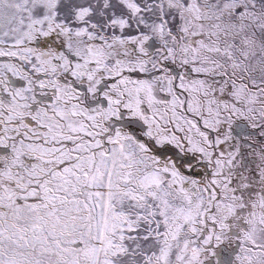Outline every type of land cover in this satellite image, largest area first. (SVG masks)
I'll use <instances>...</instances> for the list:
<instances>
[{"label":"snow or ice","instance_id":"1","mask_svg":"<svg viewBox=\"0 0 264 264\" xmlns=\"http://www.w3.org/2000/svg\"><path fill=\"white\" fill-rule=\"evenodd\" d=\"M0 264H264V0H0Z\"/></svg>","mask_w":264,"mask_h":264}]
</instances>
